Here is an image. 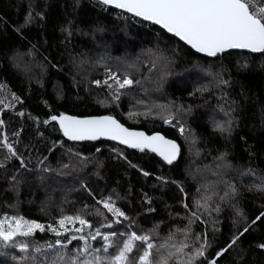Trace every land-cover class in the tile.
<instances>
[{
  "label": "trees",
  "instance_id": "16d2710c",
  "mask_svg": "<svg viewBox=\"0 0 264 264\" xmlns=\"http://www.w3.org/2000/svg\"><path fill=\"white\" fill-rule=\"evenodd\" d=\"M112 73L133 85L118 89ZM61 115L112 116L164 134L180 155L168 164L150 149L70 140L51 119ZM0 121V141L16 150L0 144V218L55 225L81 215L107 234L115 217L99 202L111 198L130 218L124 225L155 229L158 244L172 233L183 241L184 229L186 251L206 239L196 264H264V53L208 57L98 0H0ZM23 255L0 248V264Z\"/></svg>",
  "mask_w": 264,
  "mask_h": 264
},
{
  "label": "snow or ice",
  "instance_id": "6c2138e0",
  "mask_svg": "<svg viewBox=\"0 0 264 264\" xmlns=\"http://www.w3.org/2000/svg\"><path fill=\"white\" fill-rule=\"evenodd\" d=\"M101 2L161 25L167 32L174 33L197 52L210 57L229 49H247L253 53H264V0H101ZM109 79L118 86V89L131 87L134 83L127 76L121 80L116 73L110 74ZM95 83L99 85L101 82ZM103 83L112 87L108 80ZM115 98L118 99L119 96ZM51 119L58 120L64 136L73 141L106 137L141 151L150 149L163 157L168 164H172L180 155V146L176 142L160 134L147 136L143 132L130 131L112 116L79 119L61 115L52 116ZM2 123L0 121V124ZM167 123L171 124L172 121L168 120ZM224 130L221 126V131ZM179 131L183 134L184 127L181 126ZM0 144L12 156L16 155V150L8 142L7 136L3 137ZM232 190L235 191L234 188ZM99 203L115 217L112 223L102 225L111 230L107 234L101 232L100 228L91 231L92 224L81 215L63 216L55 225H45L24 217L4 216L0 218V248L18 249L20 253H24L19 257L18 264H27L28 261L32 264H196L197 260L205 256L206 239L194 251H186L192 248L187 241L188 229L180 230L185 236L183 241L176 243L175 233H172L166 241L158 244L153 239L156 235L155 229L150 233L138 234L137 231L130 230L132 223L124 225L130 218L116 207L111 198ZM197 206L207 207L206 204ZM97 214L102 215L99 212ZM191 216L199 219L195 211L191 212ZM77 224L79 227H76ZM114 224L125 226L126 230L123 232L116 230L113 228ZM86 229L89 231L85 234ZM45 231L53 233L57 239L43 245L32 239L30 247V239L34 238L37 232ZM98 238L99 246L94 247L92 242ZM195 239L200 240V237L197 236ZM236 239H233L228 247L235 244ZM74 241L81 243L69 251V246L73 245ZM12 259L16 260L17 257L13 256ZM211 264H216L215 260H212Z\"/></svg>",
  "mask_w": 264,
  "mask_h": 264
},
{
  "label": "water",
  "instance_id": "95a60500",
  "mask_svg": "<svg viewBox=\"0 0 264 264\" xmlns=\"http://www.w3.org/2000/svg\"><path fill=\"white\" fill-rule=\"evenodd\" d=\"M98 1H99L100 3H102L101 0H98ZM106 6H109V7L115 8L114 6H111V5H106ZM115 9H117V8H115ZM117 10H120V11H122V12H126V13H128V12L125 11V10H121V9H117ZM128 14H130L131 16L136 17V18H138V19H140V20H142V21H144V22H147V23H150V24L156 25V26L160 27L161 29H163L164 31L167 32V30L164 29L161 25L154 24V23L151 22V21H146V20H144L142 17H137V16H135L133 13H128ZM167 33L170 34V35H172V36H174V37H176L177 39L181 40L179 37L175 36L174 33H169V32H167ZM181 41H182L183 43H185L186 45H188L185 41H183V40H181ZM188 46H189L190 48H192L191 45H188ZM192 49H193V48H192ZM193 50L196 51L195 49H193ZM232 50L249 51V50H247V49H229V50H227V51H225V52L232 51ZM196 52H197V51H196ZM225 52H224V53H225ZM249 52H251V51H249ZM197 53L207 56L205 53H200V52H197ZM251 53H253V52H251ZM221 54H222V53H221ZM208 57H210V56H208ZM104 116H107V115H91V116L82 117V118H79V119L99 118V117H104ZM119 123H121V122H119ZM121 124H122L124 127L128 128L130 131H134V132H143V133H145V135H147V136H152V135L160 134V135L164 136L166 139L172 140V139H170L169 137H167V136H165L164 134L159 133V132L148 133V132H147L146 130H144V129L131 128V127H128V126L124 125L123 123H121ZM99 139H108V138H106V137H101V138H99ZM109 140H111V139H109ZM112 141H115V142L120 143L119 141H116V140H112ZM172 141H173V140H172ZM124 145H125V144H124ZM127 146H128V145H127Z\"/></svg>",
  "mask_w": 264,
  "mask_h": 264
},
{
  "label": "flooded vegetation",
  "instance_id": "af4514ba",
  "mask_svg": "<svg viewBox=\"0 0 264 264\" xmlns=\"http://www.w3.org/2000/svg\"><path fill=\"white\" fill-rule=\"evenodd\" d=\"M68 138V137H67ZM69 139V138H68Z\"/></svg>",
  "mask_w": 264,
  "mask_h": 264
}]
</instances>
